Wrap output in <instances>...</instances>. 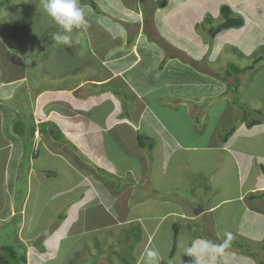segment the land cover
<instances>
[{
  "label": "rangeland",
  "instance_id": "1",
  "mask_svg": "<svg viewBox=\"0 0 264 264\" xmlns=\"http://www.w3.org/2000/svg\"><path fill=\"white\" fill-rule=\"evenodd\" d=\"M82 1L94 2L95 7L90 4L83 5L86 8L89 27L86 30L75 29L71 34L73 42L69 47L58 43L53 38L54 34L63 33L43 11L42 0H0V82H13L10 85L0 86V90L2 87L9 86L14 92V96L10 100L3 101L5 98L3 96L2 101H0V110H2L0 112V247L5 244L13 245L15 250L25 256L26 264H143L145 251L142 253V249L147 245V241L144 240L142 233L145 232L150 223L144 225L140 223L143 227L138 228V225L127 227L124 222L117 233L114 232L118 228H104L102 232L106 237H102V232L101 236L99 233L82 234V230H86L88 229L87 226L92 225L90 218L87 217L92 213V210H88V208L94 204H99L101 200L100 189L96 186L100 188L103 185V188L110 193L112 198H118L115 200L117 204H122L121 198L128 197V201H130V197L134 198L132 191H129L131 181H128L129 183L125 181L122 184L123 188L126 189L123 195L119 196L114 190L115 178L121 179L124 178V175L109 173V165V170L107 166L103 167L109 176H103L102 173L97 175L98 168L102 166L100 159L98 161L89 159V156L82 149H79L74 157L73 153L68 152V148L56 145L65 143L66 138L60 127L58 128L54 124L49 127L47 123H43L53 122L56 118L54 117L55 114H48L46 117L44 106H60V100L57 102L45 97L43 101H40L41 98L36 96L44 91L53 92L56 89H70L76 86L80 80L106 79L110 76L109 71L111 69L108 65L104 69L102 60L114 58L115 55L118 56L121 46H128V40L132 38V35L136 37V40L133 41L134 47L130 52H127L129 56L132 53L136 58V46L140 42L139 45L150 46L148 43L150 36L155 42L161 38L168 41L170 44L169 53L179 58L181 65H190L191 67H189L195 71L201 70L206 72L205 75L208 77L211 75L212 78L229 83L224 88L227 90L226 93H232L230 95L231 101L235 102L237 107L242 106L243 109L245 107L248 109L245 115L248 114L247 119L249 121L258 120L262 122L264 121V0H160V2H164L163 7L156 4L158 0H118L121 4L123 3L121 7L110 3L103 4L101 0ZM222 6L230 7L232 16L241 18L243 24L239 28L223 31L214 39H210L207 34L201 31L202 28L208 27L205 18L208 16L212 20V26L217 25L222 21L219 12ZM120 28L126 31L123 34H126L127 38H123V42L120 38L114 37L119 35ZM147 32L148 36L144 34ZM125 41H127L126 44H124ZM161 52L164 55L163 59L166 56H171L168 53L164 54L163 50ZM207 53L208 55L204 56ZM260 57L262 61L257 63L256 59ZM172 63L176 62L170 61V64ZM231 65L239 70L242 68L246 70L248 67V70L235 75L233 74L234 71L229 69ZM116 66L122 68V63H117ZM225 72H229L232 77H226ZM136 76L139 78L141 74H132L130 79L135 82ZM21 77H25V80L20 83ZM120 80H123V77L113 80L114 83L112 82L113 84L110 86L113 88L119 86ZM229 81H234V85ZM95 89L102 91L105 87L98 88L94 84H86L81 87V91L75 92L74 98L81 99L83 97L88 102ZM153 96L154 94H151L147 98L149 111L145 113L144 120L151 125L146 127L144 133L149 132L150 136L158 140L160 135L154 127L156 125L151 116H154L157 121L160 120L164 126H168L169 122L165 121L164 123L161 120L166 112L160 110L159 103L155 101L157 97ZM241 97L243 99L240 100ZM122 101V108L119 113L121 112L123 115L124 111L131 116V119L126 123L133 125L136 122V113L132 103L125 105L126 96L123 97ZM39 103L42 105L40 106ZM79 106L80 103L78 106H74L75 112L71 116L84 120L81 117L84 114L78 111ZM86 107L91 108L93 106L88 104ZM229 108L226 114L227 118L233 109L231 105ZM140 110L142 107L138 106L137 114H140ZM254 110H257L258 113H255ZM106 112L107 105H101L100 108H93L90 112L91 115L86 114L88 117L85 118L92 122H101L103 130L105 128L110 129L114 124L103 123L104 116L102 115H105ZM36 120L39 121V124L36 123ZM16 122L19 123L17 124L18 129L23 130V137L16 135L13 131ZM33 123L35 125L34 136L33 139L29 140L28 132ZM42 123L47 131L59 136L61 141H51L49 135L44 134ZM73 128H71L72 132ZM80 131H83V127L81 123H78L75 133H80ZM163 131V137H166L167 134L164 129ZM108 132L110 131H103L104 134H108ZM144 133L140 131L139 135L144 137ZM104 134L101 133L97 140L95 137L91 139V135L88 136L84 132L83 135L80 134L79 140L86 139L84 135H87V142L92 147L93 155L101 157L106 152V150H102L105 143H100L103 141L102 135ZM12 139L21 147L11 144ZM26 140L29 144L27 149L24 148ZM73 140L71 141L73 142ZM111 140V138L106 139L108 142ZM3 141L9 146H17L18 148H15L16 153H14L15 149L8 150L4 147ZM47 141L52 142V150L46 151L45 146L42 147L43 143ZM54 146L58 148L57 151L69 153V156L64 158L63 155L54 154L53 151H56ZM36 148L39 150V154L36 151L35 154L38 157L36 162L32 161V163L35 167L42 168L41 173L36 172L34 166L29 169L31 163L29 160H31L32 153L35 152ZM20 151L22 157L19 158V155L21 156ZM9 153L12 159H10L11 162L9 161L11 172L6 173V177L9 176L10 180H8L13 184V178L16 176L13 189L16 198L13 200V206L7 204L8 186L11 184L6 183V187L2 182L5 177L3 174L6 166L5 160ZM118 161L121 162L122 160ZM122 165L121 163L120 166ZM131 166L134 171H137L142 164L140 161L134 160ZM87 168H92V171L84 175L82 171ZM47 172L54 173V176L50 177ZM41 176L44 180L40 184ZM29 183L30 185H27ZM70 185H74V187L67 192ZM75 187L84 193L82 200L84 199V204L87 206L85 211H83L84 209L79 210L78 215L72 214L75 218L72 221L71 218L63 221V217L67 215L65 212L68 207L67 198H71ZM26 193L28 199L24 206L22 200ZM140 197L143 199L142 195ZM144 197L148 196L145 195ZM82 200L79 199V201ZM207 200L208 202L212 200L209 194L203 193L199 196V201L203 205L207 203ZM9 208L11 209L10 217L7 216ZM144 210L141 209V212ZM221 213L229 217L230 225L237 229L236 234L239 237L240 228L237 226L240 217L236 214L235 209L229 205ZM11 217L13 218L11 219ZM122 217L124 216L122 215ZM176 225L182 227L180 222ZM51 226L52 229L59 227L57 230L62 228L57 232L59 237L67 230L72 237L79 235V240H63L60 243L59 253L55 256L52 252V240L47 238L50 235L47 232ZM28 228L33 229V234L38 235V240H25ZM168 233L172 236L174 231H168L164 226H161L157 231L156 240L150 243L147 249L156 248L159 250L163 259L161 264H190L187 248L191 242L193 243V240H177L174 256L169 258L174 240H162ZM125 234L128 238L125 237ZM98 235L100 239L96 238ZM130 238L134 240H130ZM239 241H241L242 246L238 245L237 240L232 239L230 248L237 251L249 248L255 253L254 259L250 258L253 262H249V264H264V255L260 251L254 252V247L246 244L247 240ZM48 242L51 243L47 247L53 253V260L48 261L51 263H46L45 258L40 255V248L43 247L44 243L47 245ZM255 243L259 242L255 240ZM73 246L80 248V254L70 260L69 257L72 253L67 251ZM246 246L248 248H245ZM229 255V249L218 253V258L223 259V261H219L220 264H232V261L229 260L230 257L227 258ZM195 259L201 260V264L211 261V259L205 260L196 256ZM3 263V254L0 250V264Z\"/></svg>",
  "mask_w": 264,
  "mask_h": 264
},
{
  "label": "crops",
  "instance_id": "2",
  "mask_svg": "<svg viewBox=\"0 0 264 264\" xmlns=\"http://www.w3.org/2000/svg\"><path fill=\"white\" fill-rule=\"evenodd\" d=\"M101 1L103 4L110 3L120 7L123 4L118 2V0ZM89 2L82 1L81 3L86 6ZM124 32L126 33L124 29L120 28L119 35L114 37L120 38L123 42V38H127L126 34H123ZM144 34L148 36V32ZM126 43L127 41L124 44ZM140 43L136 46V58L132 53L129 56L127 52H130L134 47L133 44L132 46H121L118 56L115 55L114 58L101 61L104 69L107 65L111 69L109 71L110 76L106 77V79L80 80L76 86L70 89H56L53 92L44 91L36 96L41 98L40 101H43L45 97L57 102L60 100V106H44L45 116L55 114L56 116L54 117L56 118H54L55 121L53 120V122L46 120L47 122L43 123H47L49 127H52L51 124L56 125L58 128L60 127L66 138L65 143L56 145L68 148V152L73 153L74 157L78 150L82 149L89 156V159L96 161L100 159L102 166L98 168L97 175L102 173L103 176H109L105 172L104 166H107L108 170L110 167L109 173L124 175V178H115L114 190L119 196L123 195L126 189L123 188L122 184L125 181H131L129 191H132L134 198L127 195L130 197V201H128V197L121 198L123 200L122 204H117L115 200L118 198H112L110 193L103 188V185L100 188L96 186V188L100 189L101 200L99 204H94L88 208V210H92V213L87 216L90 218L92 225L87 226L88 229L82 230V234L99 233L101 236L104 228H118L114 232L117 233L124 222L127 227L138 225V228L143 227L140 223H143V225L150 223L149 227L142 233L144 234V240L147 241L142 253L150 243L156 240L157 231L161 226H164L168 231L173 230L176 233H173L172 236L168 233L165 239L163 237L162 240H172L175 234L176 244L177 240H193L194 242L200 238L210 239L215 243H219L221 240L226 239V233H231L232 239L237 240L239 246H242L239 240H247L246 244L253 246L254 252L260 251L264 255V121L256 120L258 122L257 125L249 126L253 120L244 119L245 111L243 112V110L246 107L244 109L242 106L237 107L235 102L231 101L230 95L232 93H226L227 90L224 86L229 83L212 78L210 77L211 75L208 77L205 75L207 74L206 72L195 71L189 65H181L179 58L174 57V54L170 53L168 54L174 58L166 61L165 65L161 67L164 55L156 45V42H149L148 40L150 46L139 45ZM170 61L176 63L170 64ZM117 63H122V68H117ZM136 73H140L141 77L137 78L136 76L134 82L130 78L132 74L136 75ZM122 77L123 80H120L119 86H114L115 88L110 86L114 83L113 80L122 79ZM24 80L25 77H21L19 82L21 83ZM234 81L229 82L234 85ZM0 83V86L13 84V82L9 81L6 83L1 81ZM86 84H94L98 88L105 87V89L102 91L95 89L94 94L91 96L92 98L88 102L83 97L75 99V92L81 91V87ZM151 94H154L153 97H157L155 101L159 103L160 110L166 112L161 120L164 123L165 121L169 122L168 126H164L160 120L157 121L154 116H151L156 125L154 127L160 135L158 140L150 136L149 132L144 133L146 132V127L151 125V123L144 120L145 113L149 111L147 98ZM0 95H2L0 101H2L3 96H5L3 101H8L14 96V92L9 86L2 87ZM124 96L127 97L125 105L131 102L136 113V122L133 125L126 123L131 119V116L124 113V111L123 115L121 112L119 113ZM241 99L243 98L241 97ZM79 103L80 109L78 111L84 115L89 114V116L93 108L107 105V112L102 116H104L103 123L114 124L110 129L105 128L106 131L110 132L104 134L103 131L105 130L101 128L103 124L98 121L92 122L85 118L88 115L81 116L84 120H79L77 117L73 118L71 115L75 112L74 106H78ZM88 104L93 107H86ZM39 105L41 106L42 104L39 103ZM229 105L233 109L229 118H227L226 114L227 110L230 109ZM138 106L142 107L140 114H137ZM144 107H146V110H144ZM254 112L258 113L257 110H254ZM36 123L39 124V121L36 120ZM78 123L82 124L83 131L88 136L91 135V139L95 137L98 140L100 134H104L102 135L103 141L100 142L101 144L105 143L102 147L103 151L106 150L103 156L96 157L93 155L92 147L87 142V135H84L86 139L79 140L80 134L83 135L84 132L75 133L76 124ZM161 127L165 130L166 137H163L164 131ZM71 128L74 129L73 132ZM231 129L233 130L232 135L226 138ZM140 131L145 134L146 146L144 148L138 144ZM108 138L112 140L106 141ZM50 139L53 142L61 141V139L55 140L51 137ZM51 141L43 143L42 147L45 146L46 151L52 150ZM3 143L8 150H13L20 145H17V142L14 143L13 139L11 144H16V147L9 146L5 141ZM18 147H21V145ZM53 148L56 150L53 151L54 154L63 155L64 158L69 156V153L65 154L60 150L57 151L58 148L55 146ZM36 151L39 154V150L36 148L35 152L32 153L31 160H29L31 162L29 169L32 166L35 167L32 161L36 162L38 157L35 154ZM14 153H16V149ZM48 155L50 156V154ZM20 157H22V152L21 156L19 155ZM10 159L9 153L5 160L6 166L3 173L5 177L2 182L4 186H6V183L8 185L11 184L8 186L9 196L7 197V204H12L13 206V200L16 198L13 191L16 176L13 178V184L9 181L10 177H6V173L11 172L9 161L11 162L12 159ZM134 160H138L142 164L137 171H134L131 166ZM8 163L9 165L7 166ZM121 163L123 164L122 166H120ZM35 168L36 172H42V168ZM91 171L92 168H87L82 173L86 175V173ZM49 173L52 172H47L48 175ZM43 180V176H41L39 183L41 184ZM27 185H30V183ZM120 185L122 186L119 187ZM73 187L74 185H70L67 192ZM77 189L75 187L71 198H67L68 207L65 209L67 215L63 217V221L70 218L72 221V219H75L72 214L78 215L81 209L85 211L87 205L84 204V199L82 200L84 193ZM203 193L209 194L210 198H212L211 202L207 200L205 205L199 201V196ZM76 195L78 196L76 197ZM140 195H142L143 199H141ZM145 195L148 197H144ZM27 199L28 194L26 193L22 200V205H26ZM79 199L82 201H79ZM146 205L148 206L146 207ZM229 205H232L236 214L240 217L239 225L237 226V228H240L239 237L236 234L237 229L230 225L229 217L221 213ZM141 209H145L144 212H141ZM10 210V208L8 211L6 210L8 217H10ZM102 220H105V222H102ZM179 222L182 227L181 225H176ZM62 227L65 228V226ZM19 228L22 229V227ZM58 228L52 229L51 226L47 232L50 234L47 238L52 240V252H54L55 256L58 255L60 243L63 240H79V235L72 237L67 230L59 237L60 235L57 232L62 228L60 227L57 230ZM32 230L28 228L27 236H25L26 234L24 235L25 240L37 239L38 235L36 233L33 234ZM99 235L96 236L97 239H100ZM102 237H106L103 232ZM125 237L128 238L127 234H125ZM58 238L60 240H56ZM130 240L134 239L130 238ZM255 240L259 243H255ZM49 243L51 242H48L47 245L44 243L46 247L44 248L43 245L41 247L43 250L40 248V255L45 258V261L53 260V253L47 247ZM191 244L192 242L189 247ZM245 248L248 247L246 246ZM226 249L230 251V255L227 258L230 257L229 260L232 261V264H249V262H253L250 259L253 258V255L250 254L253 253V250L249 248L237 251L228 246ZM69 251L72 253L69 257L70 260L80 254L79 247L73 246L67 252ZM218 257V253H213L203 257V259H211L206 264H220L219 261H223V259L220 260ZM194 260L196 263L201 264V260L195 259V256Z\"/></svg>",
  "mask_w": 264,
  "mask_h": 264
},
{
  "label": "clouds",
  "instance_id": "3",
  "mask_svg": "<svg viewBox=\"0 0 264 264\" xmlns=\"http://www.w3.org/2000/svg\"><path fill=\"white\" fill-rule=\"evenodd\" d=\"M42 8L63 33L54 34L53 38L58 43L70 47L73 42L71 35L73 31L75 29L86 30L89 27L86 8L82 5L81 0H42ZM225 236L226 239L219 244L210 239L200 238L187 248V252L199 258L207 257L213 253H221L230 245L233 238L231 233H226ZM161 261L163 259L158 249L145 250L143 264H161ZM46 263L51 262L47 261Z\"/></svg>",
  "mask_w": 264,
  "mask_h": 264
},
{
  "label": "trees",
  "instance_id": "4",
  "mask_svg": "<svg viewBox=\"0 0 264 264\" xmlns=\"http://www.w3.org/2000/svg\"><path fill=\"white\" fill-rule=\"evenodd\" d=\"M89 4L92 6V7H95V3L94 2H89ZM156 4L159 6V7H163L164 6V2H160V0L156 1ZM220 15L222 16V21L219 22L217 25L215 26H212L211 23H212V20L207 16V18H205V22L207 24V28H202V32L207 34L210 39H214L217 35H219L221 32L223 31H227L229 29H233V28H239L242 26L243 24V20L239 17H234L232 16V11L230 9V7L228 6H222L220 8ZM134 37L132 36V38H130L128 40V43L127 45L128 46H132L133 45V41H134ZM149 42H153L154 40H152L150 37L148 38ZM156 45L164 51V54H167L169 53V46L170 44L168 43V41H166L164 38H161L159 41H156ZM208 55V53L206 54ZM174 57L173 56H166V58L162 61V64L160 65L161 67L165 65L166 61L168 59H173ZM167 59V60H166ZM257 63L258 62H261L262 61V58H257L256 59ZM190 66V65H189ZM191 67V66H190ZM230 71H234L233 74L235 75H239L241 72H245L248 70V67L247 69L245 70V68L242 70L240 69H236L233 65H231L229 67ZM250 70V69H249ZM227 71V70H226ZM225 76L227 77H232V75L229 73V72H225ZM246 112V109L243 110V112ZM244 119H247V115L244 116ZM257 121L256 120H253L251 123H250V127L253 126V125H257ZM19 123L16 122V124L13 126V131L16 135H21L23 137V130L22 129H18V125ZM43 125V128H44V134H48L51 138L55 139V140H59V136H55V134L53 132H50V131H47L45 129V125L44 124H41ZM34 130H35V125L32 124L30 126V129H29V137L31 139H33V136H34ZM233 133V130L231 129L228 134L226 135V138L230 137ZM59 135V133H58ZM145 138L142 137V136H138V144L140 145V147L144 148L146 146L145 144ZM29 146L28 144V141L26 140L25 142V145H24V148L27 149ZM50 176H54V173H49ZM19 200V199H18ZM22 200V199H21ZM176 230V229H174ZM176 233V231L174 232ZM173 244H172V250H171V253L169 255V258H172L174 256V253L176 251V235L174 234L173 236ZM223 242V241H222ZM222 242H219V243H222ZM218 243V244H219ZM0 250L3 254V261L4 263L3 264H26V259H25V256L21 255L18 250H15L14 246L13 245H9V244H5L3 245V247H0ZM251 255H255L254 253H250ZM188 257H189V262L190 264H195V261H194V256L191 255L190 253L188 254ZM13 260V262H12Z\"/></svg>",
  "mask_w": 264,
  "mask_h": 264
}]
</instances>
